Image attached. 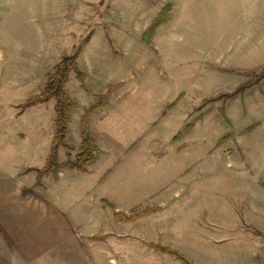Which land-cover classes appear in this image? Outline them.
<instances>
[{
  "label": "rangeland",
  "instance_id": "rangeland-1",
  "mask_svg": "<svg viewBox=\"0 0 264 264\" xmlns=\"http://www.w3.org/2000/svg\"><path fill=\"white\" fill-rule=\"evenodd\" d=\"M67 54L81 74L67 85L71 157L81 121L107 96L88 121L100 157L84 175L50 174L25 197L58 183L49 206H85L101 224L102 200L122 206L127 221L111 237L122 230L127 250L113 251L111 264H184L152 244L198 264H264V0H0V134L41 150L37 160L34 151L17 156L22 175L47 165L55 103L18 106L44 90ZM67 153L59 149L56 167ZM76 214L65 212L83 242L74 261L108 264L104 227L88 243L89 217ZM216 229L219 240L208 244ZM11 245L17 258L0 264H63L54 250L30 259Z\"/></svg>",
  "mask_w": 264,
  "mask_h": 264
},
{
  "label": "crops",
  "instance_id": "crops-1",
  "mask_svg": "<svg viewBox=\"0 0 264 264\" xmlns=\"http://www.w3.org/2000/svg\"><path fill=\"white\" fill-rule=\"evenodd\" d=\"M37 146V144H33L32 140L20 142L13 138L1 137L0 134V176L2 177L0 180V231L3 233H1L2 235L6 236V238H4L7 241L2 248H8V250L2 251L0 249V259L17 258L11 250L12 243L16 248H19L20 252L26 258H40L44 253L47 252L48 255L50 251L53 253L54 250L57 252V256L61 259L63 264H78L74 260L80 258V248L83 242L77 240L78 236L76 237L75 232L79 231V229H76L72 224V219H67V217H65V212L73 209V207L76 208V212H78V214H76L77 217L79 216L81 219L85 216L89 217L88 226L90 227V234H87L84 241L89 243L90 239L93 238L99 232L100 227L103 226L104 233L107 235V241L109 243L105 251V257L109 259L108 264H111L113 261V259L111 260L113 251L118 253V255L124 256L123 254L127 250V244L122 245V242L127 243V240L123 239L126 238V236L122 235V230L120 233L118 232V236L115 237L117 239L114 241L111 237L113 236L112 226L120 222L119 225L122 228L123 223L119 218L127 219L128 215L124 212L125 210L122 206H101V209L107 211L104 215L105 220H103V224H101V220L97 214H90L89 211L85 212L87 210L85 206H66L65 208L62 206L60 209L58 206H49L48 204L50 201L47 194L50 192L51 188L58 183L50 185V187H45L46 196L43 195V197L39 199L33 201L34 198L25 197L24 194L27 190H31L30 188L34 186L37 187V172L27 171L26 174L23 173L24 175H22L19 167H16L15 171H13V168H15V163H17V156L23 157L24 159H31V157L33 158L34 151L36 160L41 157V150L38 151L35 149ZM47 157L46 155V158ZM22 162H24V160H22ZM87 171H72L71 173L84 175ZM60 174H58L59 181H61L62 178ZM49 176L50 175H45L40 180L41 186L42 184L45 186L47 185L44 180L50 178ZM85 189L88 191L87 183ZM86 207L88 208V206ZM260 207L261 206H253V208H248V210L255 213L256 209L259 210ZM181 211L182 208L179 207V209L174 212L180 213ZM90 216L93 217V221ZM41 224H43L45 228L51 226V229L46 230ZM83 227L85 228V226ZM195 233L197 236L205 235L202 231H196ZM46 234H48V242L43 240L47 239ZM29 236L32 238L30 241H27L26 237ZM208 239H210L208 240V244H213L215 243L214 241H218L219 229ZM113 242L117 243L114 250H112L111 247ZM68 259H72L71 262L67 261Z\"/></svg>",
  "mask_w": 264,
  "mask_h": 264
},
{
  "label": "trees",
  "instance_id": "trees-1",
  "mask_svg": "<svg viewBox=\"0 0 264 264\" xmlns=\"http://www.w3.org/2000/svg\"><path fill=\"white\" fill-rule=\"evenodd\" d=\"M161 20H156L149 30L146 31L144 35L145 43L148 41L157 28L161 26ZM146 44H149L146 43ZM264 72V71H263ZM72 73L81 77L79 67L77 64V57L75 55H64L61 61L55 66L52 74L48 75L46 86L44 90L26 100L24 103L19 105L20 112H25L28 109L36 108L38 106L48 105L54 101V124H55V135L51 143V149L49 151L47 165L42 170L38 169H29L30 172H37V184L40 186V180L45 175H58L62 171L69 169L75 172H85L87 171L98 159L99 154L101 153L98 144L97 137L90 132L88 121L93 114H96L102 110L107 101V96H99L97 104L91 108L87 113L86 117L81 121L80 124V144L76 151L75 156L71 157L72 148L68 143V132L70 124V114L73 109V101L69 96L67 85L69 77ZM63 147L68 153V161L60 167L57 166V158L59 149ZM103 206H110L111 204L102 200ZM111 207H113L111 205ZM121 221H127V219L119 218ZM152 247L156 251H161L164 254L172 255L177 260L183 262L184 264H198L191 261L186 255L182 252L160 245L152 244Z\"/></svg>",
  "mask_w": 264,
  "mask_h": 264
}]
</instances>
